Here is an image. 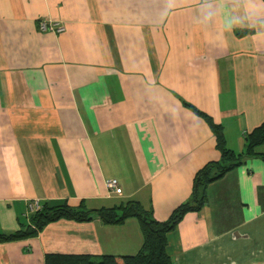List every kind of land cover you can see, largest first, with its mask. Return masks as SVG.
<instances>
[{"label":"crops","instance_id":"crops-1","mask_svg":"<svg viewBox=\"0 0 264 264\" xmlns=\"http://www.w3.org/2000/svg\"><path fill=\"white\" fill-rule=\"evenodd\" d=\"M43 20L64 30L41 31ZM195 110L244 154L264 122V43L242 30L210 36L183 10L161 23L159 0H0V233L30 223L32 200L88 210L136 200L167 220L220 159ZM254 151L166 234L173 264H264V142ZM142 240L135 217L60 218L0 242V264L133 255Z\"/></svg>","mask_w":264,"mask_h":264},{"label":"trees","instance_id":"trees-1","mask_svg":"<svg viewBox=\"0 0 264 264\" xmlns=\"http://www.w3.org/2000/svg\"><path fill=\"white\" fill-rule=\"evenodd\" d=\"M195 111L204 117L214 132L220 159L206 163L196 172L193 179L192 201L175 207L167 220L155 219L152 212L143 208L136 200H128L118 207L90 210L85 209L83 205L71 207L65 203L54 206L41 204L38 210L29 215L30 223L24 229L7 234L0 233V242L34 236L44 225L60 218L78 221L99 219L104 223H121L129 217H135L139 221L143 238L137 253L133 255L105 254L98 260L81 254L47 253L44 258L45 264H173L166 252V234L177 225L185 212L201 208L205 199V187L208 183L239 165L244 156L256 155L255 147L264 142V122H262L246 134L245 153L235 154L226 147L221 126L215 124L206 114Z\"/></svg>","mask_w":264,"mask_h":264},{"label":"clouds","instance_id":"clouds-1","mask_svg":"<svg viewBox=\"0 0 264 264\" xmlns=\"http://www.w3.org/2000/svg\"><path fill=\"white\" fill-rule=\"evenodd\" d=\"M180 10L210 36L242 30L264 43V0H159L160 22Z\"/></svg>","mask_w":264,"mask_h":264},{"label":"built area","instance_id":"built-area-1","mask_svg":"<svg viewBox=\"0 0 264 264\" xmlns=\"http://www.w3.org/2000/svg\"><path fill=\"white\" fill-rule=\"evenodd\" d=\"M38 28L41 31H54L56 33L62 32L64 30V25L60 24L58 21H40L38 23ZM105 186L109 192L119 194L121 192V187L118 184L116 178H110L105 181ZM41 207V203L38 200H32L27 203V209L25 216L29 218V215Z\"/></svg>","mask_w":264,"mask_h":264}]
</instances>
